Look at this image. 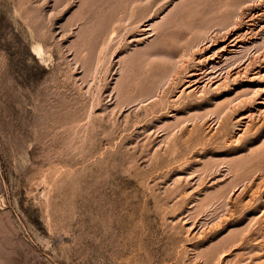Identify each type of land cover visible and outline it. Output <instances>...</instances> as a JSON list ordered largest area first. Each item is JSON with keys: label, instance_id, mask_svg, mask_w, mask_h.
<instances>
[{"label": "rangeland", "instance_id": "obj_1", "mask_svg": "<svg viewBox=\"0 0 264 264\" xmlns=\"http://www.w3.org/2000/svg\"><path fill=\"white\" fill-rule=\"evenodd\" d=\"M0 264H264V0H0Z\"/></svg>", "mask_w": 264, "mask_h": 264}, {"label": "bare ground", "instance_id": "obj_2", "mask_svg": "<svg viewBox=\"0 0 264 264\" xmlns=\"http://www.w3.org/2000/svg\"><path fill=\"white\" fill-rule=\"evenodd\" d=\"M226 21H227V20H226ZM217 22H218V21H217ZM224 24H225V23H224ZM151 27H152V26H151ZM216 27H217V26H216ZM224 27H225V26H224ZM201 28H202V27H201ZM225 28H226V27H225ZM228 28H229V27H228ZM193 29H194V28H193ZM206 29H207V28H206ZM204 30H205V29H204ZM216 30H217V29H216ZM222 30H223V29H222ZM209 32H211V31L209 30ZM220 32H221V31H220ZM199 33H200V32H199ZM204 34H206V33H204ZM204 34H201V36L204 35ZM217 34H218V33H217ZM208 35H209V34H208ZM199 36H200V34H199ZM199 36H198V37H199ZM205 36H206V38H205L204 36H203L204 38L201 37V39H202L203 41H206V40H208V39H211L212 42L215 41V40H213L210 36H207V35H205ZM238 36H239V35H238ZM196 37H197V36H196ZM213 37H214V36H213ZM241 37H242V36H241ZM189 38H190V37H189ZM189 38H188V39H189ZM184 39H186V38H184ZM198 39H199V38H198ZM237 39H238V38H237ZM237 39L233 38V40L230 41V44H229V45L227 46V48H226L228 54H234V55H235L236 53L239 54L241 48H240V49L238 48V40H237ZM179 40H182V39H179ZM186 40H187V39H186ZM193 40H194V39H193ZM211 40H210V41H211ZM191 41H192V40H191ZM194 41H195V40H194ZM194 41H193V42H194ZM196 41H197V40H196ZM200 41H201V40L199 39V42H200ZM181 42H182V41H181ZM188 42H189V41H188ZM197 42H198V41H197ZM199 42H198V45H199ZM194 43H195V42H194ZM194 43H193V44H194ZM201 43H202V42H201ZM193 44L191 43V45H193ZM195 45H196V44H194V46H195ZM202 45H203V44H202ZM208 45H209V44H208ZM242 45H243V44H242ZM184 46H185V45H184ZM188 46H189V45H188ZM191 47H193V46H191ZM191 47H190V48H191ZM225 47H226V46H224V47H222V48H225ZM177 48H178V47H177ZM183 48H184V47H183ZM186 48H187V47H186ZM194 48H195V47H194ZM242 48L244 49V47H242ZM179 50H180V49H179ZM190 50H191V49H190ZM222 50H225V49H222ZM176 51H178V50H176ZM220 51H221V50H220ZM243 51H244V50H243ZM191 52H192V51H191ZM225 52H226V51H225ZM189 53H190V52H189ZM216 53H217V52H216ZM167 55H168V54H167ZM171 55H172V54H171ZM179 55H180V54H179ZM182 55H183V54H182ZM187 55H188V54H187ZM221 55H222V54H221ZM224 55H226V54H224ZM234 55H231V56H234ZM172 56H173V55H172ZM215 56H216V54H215ZM229 56H230V55H229ZM165 57H166V56H165ZM167 57H168V56H167ZM174 57H175V56H174ZM213 57H214V56H212V58H213ZM172 58H173V57H172ZM184 58H185V57H184ZM227 58H228V57H227ZM229 58H230V57H229ZM229 58H228V59H229ZM170 59H171V58H170ZM173 59L175 60V58H173ZM173 59H172V60H173ZM211 60H212V59H211ZM181 61H182V60H181ZM227 61H228V60H227ZM233 61H234V60H233ZM224 62H225V61H224ZM183 63H185V62H183ZM211 63H212V62H211ZM176 64H177V62H176ZM234 64H235V63H234ZM171 65H173V64H171ZM216 65H217V64H216ZM220 65H221V64H220ZM231 65H232V64H231ZM168 66H169V65H168ZM213 67H214V66H213ZM174 68H175V67H174ZM194 68H195V67H194ZM214 68H215V67H214ZM172 69H173V68H172ZM172 69H171V70H172ZM211 70H212V69H211ZM214 70H218V69L215 68ZM172 71H174V70H172ZM203 72H204V71H203ZM215 72H216V71H215ZM162 73H163V72H162ZM164 73H165V72H164ZM166 73H167V72H166ZM166 73H165V74H166ZM176 73H177V72H176ZM212 73H213V72H212ZM157 74H158V73H157ZM157 74H156V76H157ZM200 74H201V73H200ZM162 75H163V74H162ZM169 75H170V74L167 73L166 75H163V78H165V76L167 77V76H169ZM191 75H194V74L191 73ZM163 78H162V81H161V82H163ZM200 78H201V77H200ZM227 78H228V77H227ZM165 79H167V78H165ZM168 79H169V78H168ZM207 79H208V78H207ZM204 80H205V79H204ZM195 81H196V80H195ZM201 81H202V80H201ZM161 82H160V83H161ZM166 82H168V80H166ZM199 82H200V81H199ZM160 83H159V85H163V84H160ZM187 84H188V83H187ZM159 85H158V86H159ZM164 86H165V82H164ZM199 88H200V87H199ZM154 92H155V91H154ZM151 96H152V95H151Z\"/></svg>", "mask_w": 264, "mask_h": 264}]
</instances>
